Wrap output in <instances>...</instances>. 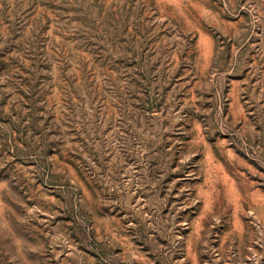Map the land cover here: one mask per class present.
I'll use <instances>...</instances> for the list:
<instances>
[{
    "label": "rangeland",
    "instance_id": "obj_1",
    "mask_svg": "<svg viewBox=\"0 0 264 264\" xmlns=\"http://www.w3.org/2000/svg\"><path fill=\"white\" fill-rule=\"evenodd\" d=\"M0 264H264V0H0Z\"/></svg>",
    "mask_w": 264,
    "mask_h": 264
}]
</instances>
